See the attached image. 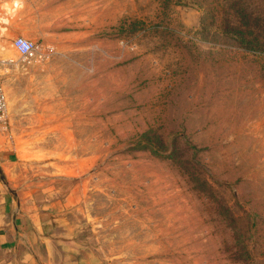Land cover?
<instances>
[{
  "label": "rangeland",
  "instance_id": "1",
  "mask_svg": "<svg viewBox=\"0 0 264 264\" xmlns=\"http://www.w3.org/2000/svg\"><path fill=\"white\" fill-rule=\"evenodd\" d=\"M11 6L0 264H264V0Z\"/></svg>",
  "mask_w": 264,
  "mask_h": 264
},
{
  "label": "built area",
  "instance_id": "2",
  "mask_svg": "<svg viewBox=\"0 0 264 264\" xmlns=\"http://www.w3.org/2000/svg\"><path fill=\"white\" fill-rule=\"evenodd\" d=\"M13 46L19 54V58L27 61L34 58L37 52V46L22 37H18L13 41ZM7 98L3 88L2 78L0 76V125L4 124L7 115Z\"/></svg>",
  "mask_w": 264,
  "mask_h": 264
},
{
  "label": "clouds",
  "instance_id": "3",
  "mask_svg": "<svg viewBox=\"0 0 264 264\" xmlns=\"http://www.w3.org/2000/svg\"><path fill=\"white\" fill-rule=\"evenodd\" d=\"M12 6L7 8L9 15H14L15 12L23 7V0H11ZM7 7V6H6ZM0 23H8L4 17H0Z\"/></svg>",
  "mask_w": 264,
  "mask_h": 264
}]
</instances>
